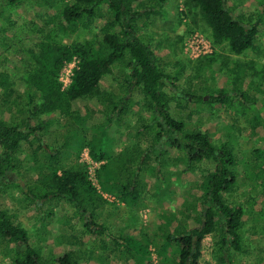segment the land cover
<instances>
[{
  "label": "trees",
  "instance_id": "1",
  "mask_svg": "<svg viewBox=\"0 0 264 264\" xmlns=\"http://www.w3.org/2000/svg\"><path fill=\"white\" fill-rule=\"evenodd\" d=\"M26 1L33 3L34 12L22 7ZM247 1L183 0L178 17L198 15L215 50L195 60L179 87L176 82L189 65L176 61L166 70L158 57L161 42L144 31L153 15H167L168 0H0V49L10 51L8 39L21 37L28 43L17 50L14 71L0 72V256L5 262L79 264L86 257L87 262L96 258L97 264H114L112 255L122 264H153L152 246L157 264H201L207 237L213 238L214 264H235V256L247 253V212L239 202L242 175L237 172L246 160L231 134L236 126L222 122L223 135L215 140L211 129L194 125L191 116H179L185 109L181 102H191L203 105L198 111L203 117L224 109L254 134L264 130V79L254 81L252 66H230L216 52L227 47L240 57L255 49L264 33V0H251L257 7L253 13L244 10ZM14 29L23 32L14 34ZM72 62L64 86L60 75ZM206 69L224 74L229 82L211 87L213 77H206ZM51 128L62 129L54 130L59 136L79 134L78 152L85 147L99 163L93 179L99 182L105 175L104 187L116 188L121 203L129 204L145 191V171L161 185V166L170 168V177L182 175L180 189L194 196L180 197L179 212L164 214L159 233L146 236L135 230L139 243L115 237L98 223L109 202L93 184L88 166L77 161L64 166L69 160L63 154L65 141L55 139L52 149L47 145ZM122 139L124 147L118 150ZM251 156L254 163L264 162V146L253 147ZM172 161L177 163L174 171ZM196 173L197 178H190ZM15 191L28 208H35L42 232L61 200L71 205L73 224L62 216L61 236L50 234L46 243H38L13 211ZM44 205L47 212L41 210ZM76 221L82 227L75 231Z\"/></svg>",
  "mask_w": 264,
  "mask_h": 264
},
{
  "label": "rangeland",
  "instance_id": "2",
  "mask_svg": "<svg viewBox=\"0 0 264 264\" xmlns=\"http://www.w3.org/2000/svg\"><path fill=\"white\" fill-rule=\"evenodd\" d=\"M169 5L166 6L165 10L167 15H153V21L150 22L146 31L152 35V39L155 42H161L162 46L159 48V59L162 63L167 64L166 70H172L171 67L176 61L183 62L189 65V68L185 72L184 78H180V81L176 82L177 85L183 86L185 83V77L190 74V67H193L195 60L199 59L202 56L214 52V47L212 46L211 39L209 37V32L206 30L205 25L201 22L198 15H189L187 17L181 16L178 17V12L184 10L183 0H168ZM23 8L25 11H35V7L32 6L33 3L28 1L23 3ZM176 5L178 9H176ZM249 10V13H253L257 7L255 4L249 0L246 3L244 10ZM21 29H14V34H19ZM22 31V30H21ZM23 32V31H22ZM22 34V33H21ZM65 43H69V39L64 40ZM8 46L11 48L8 53H4L3 49H0V72H13L11 62H16V53L19 48L24 47L27 43L26 40H21V37L15 39L7 40ZM255 49L248 51L243 56L234 57L229 53L227 47H222L216 52L220 55L221 60L224 62L230 63V66L235 65L236 63H246L249 66L253 67V70L257 73L254 81L263 83L264 79V33L258 35L257 42L255 44ZM75 64L72 62L64 68L63 72L60 75L61 82L64 86L69 84V78L71 76V71L74 68ZM206 77L212 78V83L207 82L203 86L211 83V87L219 88L225 86L229 82L228 79H225L224 74L215 75L214 71H209L206 69ZM212 76V77H211ZM225 77V78H224ZM203 80V79H202ZM197 82V81H195ZM198 83V82H197ZM225 84V85H223ZM222 85V86H221ZM256 95V94H255ZM254 95V96H255ZM190 101V100H189ZM262 103V100H261ZM260 104H257L256 107H262ZM181 105L185 109L180 113L179 116L186 119L191 116V123L194 125L200 126L203 129H211L213 138L217 140L218 137H222L223 132L220 130L222 122L226 124H233L236 126V129L231 134L237 136V149L240 151L246 160L245 167H237V172L241 173V178L238 179V184L240 186L241 194L243 195L239 202L244 204L246 208L247 216L244 218L246 223V232L244 233L245 244L247 245V253L235 256V264H261L264 263V162L254 163L251 156V151L253 147H262L264 146V130L260 129L257 133L254 134L250 130V127L239 120L236 123L233 122L232 115L226 113L223 110H220L216 116L212 118L201 116L202 112H198L202 109V104H194L181 102ZM264 115V109L261 111ZM54 130L62 131V129L51 128V138L47 144L50 149H52L54 144L58 141L60 144H63L65 141V147L63 150L64 157L66 156L69 160L64 161V166H70L74 164L75 161L81 163V159L85 158L84 154L87 153L85 147H83L79 152L81 143L79 134L74 132L67 131L62 135H57ZM57 139V141H55ZM53 140V141H52ZM117 140L114 137L111 142L112 149L116 144ZM125 140L123 139L117 143L118 150H121L124 147ZM54 143V144H53ZM166 152L168 155H172L170 150L166 147ZM155 155H151L153 158ZM169 156V157H170ZM172 158L174 156L172 155ZM243 158V160H244ZM173 160V159H172ZM63 161V160H62ZM94 162V161H93ZM94 166L91 170H87L90 176H92L93 184L99 189L100 193L103 194L104 198L109 202L105 205H109L106 209L101 210L98 216V223L102 224L104 227L112 226L109 228L111 234L115 237L123 236L132 240L134 242L140 240L138 235L135 233V230L140 231L142 235L153 236L156 233H159L163 229L162 217L166 212L178 213L179 211V199L180 197L187 198L189 195L194 196L192 193L185 191L180 185V181L183 180L182 175H176L174 177L169 176V169H164L161 166L160 170L164 175L163 182L157 183L151 179L147 171L142 174L143 184L145 186V191L142 192L140 196L135 198L129 204L121 203L118 199L119 195L116 188L107 189L108 186L106 183L105 175L101 176L99 182L93 179V172L99 165V163L94 162ZM176 169L177 163L172 161L173 170ZM87 167V166H86ZM174 171V170H173ZM166 172V173H165ZM197 174V175H196ZM195 174L197 178L198 173ZM28 176V175H27ZM200 178V176H199ZM151 180V181H150ZM183 182V181H182ZM184 183V182H183ZM182 184V183H181ZM160 185V187H157ZM166 185V186H165ZM194 185V184H193ZM165 186V187H164ZM195 187L197 184L194 185ZM190 185H186V188H189ZM180 190V191H179ZM183 190V191H182ZM17 199L12 201L13 211L17 214V219L27 227L30 231L29 233L33 235L35 241L38 243H46V238L48 235L52 234L56 239L58 236H61L60 223L62 221V216L71 218L70 224L74 222V214L71 208L66 201L61 200L54 208V218L48 220L46 232L41 231V224H37V214L34 213V207H29L26 205V202L23 201V197L19 192L15 191L12 193ZM17 201V202H16ZM51 204V203H50ZM133 204V205H132ZM53 206V204H51ZM42 212H47L46 205L41 208ZM56 213V215H55ZM65 221V220H63ZM62 221V222H63ZM78 222V221H76ZM178 222H175L177 224ZM64 227V226H63ZM62 227V228H63ZM82 224H79L75 227V231L78 228H81ZM67 229V227H66ZM245 231V230H244ZM68 237V235H66ZM104 238L102 240H106ZM92 241V240H91ZM101 240L95 241V246H98ZM212 237H207L203 242L202 248V260L201 264H214L211 259V250H212ZM49 244V243H48ZM51 247H55L56 240L50 244ZM47 247V246H46ZM49 249V248H48ZM148 250L152 251L153 255L151 256L153 264H157V256L153 252V247L150 246ZM44 248L42 253H45ZM46 254V253H45ZM47 255V254H46ZM110 262L114 264H122L121 261L115 259L112 255L109 258ZM97 261L96 258H91L88 262L86 257L83 258V261L79 264H95ZM109 262V261H108ZM0 264H8L7 261L0 256ZM97 264V263H96Z\"/></svg>",
  "mask_w": 264,
  "mask_h": 264
},
{
  "label": "built area",
  "instance_id": "3",
  "mask_svg": "<svg viewBox=\"0 0 264 264\" xmlns=\"http://www.w3.org/2000/svg\"><path fill=\"white\" fill-rule=\"evenodd\" d=\"M85 158L83 157V160L81 159V162L86 164L88 166V170L90 171L91 168L95 165L94 162L91 160V158L88 155V152L84 154Z\"/></svg>",
  "mask_w": 264,
  "mask_h": 264
},
{
  "label": "crops",
  "instance_id": "4",
  "mask_svg": "<svg viewBox=\"0 0 264 264\" xmlns=\"http://www.w3.org/2000/svg\"><path fill=\"white\" fill-rule=\"evenodd\" d=\"M106 227H107V228H110V229L113 228L112 226H106Z\"/></svg>",
  "mask_w": 264,
  "mask_h": 264
}]
</instances>
